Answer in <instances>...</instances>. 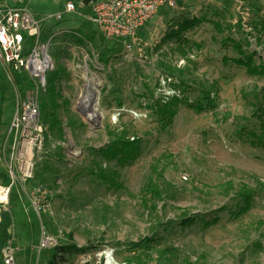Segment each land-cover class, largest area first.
Wrapping results in <instances>:
<instances>
[{
	"label": "rangeland",
	"instance_id": "rangeland-1",
	"mask_svg": "<svg viewBox=\"0 0 264 264\" xmlns=\"http://www.w3.org/2000/svg\"><path fill=\"white\" fill-rule=\"evenodd\" d=\"M174 1V9L160 10L141 30L134 49L103 37L86 20L84 0L31 4L44 18L64 14L63 28L77 15L83 19L78 27L68 22L71 33L57 34L50 46L55 68L47 78L58 76L40 96L45 148L34 179L14 186L5 204L13 218L5 254L14 264H52L53 250L70 244L84 252L61 253L55 264H98L100 254L111 252L119 264H264V73L250 75L224 62L240 57L230 39L264 67V0ZM69 3L77 13L65 14ZM193 18L205 22L168 38ZM50 23L44 42L58 30L54 19ZM86 69L99 78V128L78 108ZM23 77L20 87L14 72L3 73L0 146L16 113L17 92L35 89ZM52 86L60 93L57 127L49 117ZM173 97L182 102L165 127L154 108ZM200 103L203 112L189 107ZM118 131L138 140L141 151L132 164L99 155ZM100 168L115 172L124 189L103 184ZM8 179L0 159V186ZM149 184L161 198L147 193ZM245 190L252 200L239 214ZM195 217L191 226L182 225ZM44 232L56 247L40 249Z\"/></svg>",
	"mask_w": 264,
	"mask_h": 264
},
{
	"label": "built area",
	"instance_id": "built-area-1",
	"mask_svg": "<svg viewBox=\"0 0 264 264\" xmlns=\"http://www.w3.org/2000/svg\"><path fill=\"white\" fill-rule=\"evenodd\" d=\"M85 18L106 39L128 42L134 49L141 30L160 10L174 9V0H96L89 4ZM73 3L66 6L65 14L77 13ZM62 22L64 14L41 17L31 11L29 0H15L12 6H0V62L6 72L24 71L34 81V90L17 92V109L8 126V133L0 146L2 159L9 172V183L0 186V208L5 204L14 186L33 180L37 159L45 148L48 127L41 115L40 96L47 87V75L55 68L50 46L57 34L71 33L58 24L44 42L47 28ZM5 194L4 197L1 195ZM6 210V209H5ZM56 240L42 234L40 249L56 247ZM6 258V259H5ZM5 264H14L13 255L5 254ZM85 260L84 263H87ZM98 264H119L113 253L98 256Z\"/></svg>",
	"mask_w": 264,
	"mask_h": 264
},
{
	"label": "trees",
	"instance_id": "trees-1",
	"mask_svg": "<svg viewBox=\"0 0 264 264\" xmlns=\"http://www.w3.org/2000/svg\"><path fill=\"white\" fill-rule=\"evenodd\" d=\"M205 22L203 18H193L191 20H183L180 24H178L177 30H172L170 36L168 38L180 37L184 32L188 31L191 28L196 27L199 24ZM214 28L218 32H223V28L219 23H213ZM233 43V48L239 52L240 57L238 59H228L224 58V62L226 64L232 62L233 64L244 67L248 74L250 75H262L264 73V67H257L254 63V56L253 54H248L243 50L242 43H238L234 40H230ZM16 77L15 84L21 87V73L18 71H13ZM58 74H52L50 79L47 78V84L50 83L52 78L56 79ZM29 86V88H34V83L29 79H24ZM28 88V87H27ZM25 91V90H24ZM60 93L56 91L55 87H51L50 92V101L51 103V111L49 117L51 118L53 126L57 127L61 124L58 114L59 105L57 103V98L59 97ZM4 101V97L2 99ZM182 100L178 97H173L169 102L164 104H158L155 106V113L164 122L166 125L165 127L169 126L175 116L178 114V106ZM45 109H48V105L45 106ZM195 109L198 112H203L206 109V106L203 103L197 104L196 106H189ZM264 114V112H263ZM110 136L113 140L104 148L99 150V155L105 160L106 162H113L115 160L121 163H134L139 157L140 153V146L137 141H130L128 138V134L124 131H118L116 133H110ZM261 146L264 148V139L262 138ZM98 179L101 180L103 184L109 185L111 188L115 190H123L124 186L118 181V176L115 172L109 173L107 170L100 168L98 173ZM147 193L152 196V198H161L163 194L160 193L157 188H155L152 184H149L147 187ZM252 200V194H250L247 190L243 192V207L240 210L239 214L246 213L250 208V203ZM195 218H189L183 221L182 225L184 226H191L196 222ZM218 219H215L214 224H216ZM212 224V225H214ZM12 227H13V218L12 214L9 210H5L0 208V264H5V253L10 247V242L12 240ZM73 252H84L83 248H79L75 244H70L67 246H61L60 248H56L53 250L49 263L55 264V261L58 260V257L61 253H73Z\"/></svg>",
	"mask_w": 264,
	"mask_h": 264
},
{
	"label": "bare ground",
	"instance_id": "bare-ground-1",
	"mask_svg": "<svg viewBox=\"0 0 264 264\" xmlns=\"http://www.w3.org/2000/svg\"><path fill=\"white\" fill-rule=\"evenodd\" d=\"M83 78L86 81V87L80 96L78 108L82 109L84 112L87 122L91 125H95L99 116H101L97 100L99 92L97 83L99 82V78L97 76H92L88 69L84 71ZM1 196L4 197L5 194Z\"/></svg>",
	"mask_w": 264,
	"mask_h": 264
},
{
	"label": "crops",
	"instance_id": "crops-1",
	"mask_svg": "<svg viewBox=\"0 0 264 264\" xmlns=\"http://www.w3.org/2000/svg\"><path fill=\"white\" fill-rule=\"evenodd\" d=\"M38 0H29V6L31 7V4H34V3H36ZM84 2H85V0H84ZM14 3H15V0H0V6H12V5H14ZM84 8H90V6L89 5H84L83 6ZM35 6H34V11H35ZM37 11L36 12H38L39 10L38 9H36ZM41 12H43L44 13V11H39L38 13H40V14H43V13H41ZM77 16H79V18H82L83 19V16H82V14L81 15H77ZM79 18H75V19H72V20H68V22H72V23H74V24H76V27H78L80 24H81V22H79L80 20H79ZM67 22V23H68ZM67 23H66V26H64V28L62 27V25H61V27H62V29H70V28H72V27H68V25H67ZM6 71H5V69L3 68V65H2V63L0 62V104H1V102H2V99H3V97L5 98V95H6V93H7V90H6V87H5V85H4V81H3V73H5ZM5 75V74H4ZM1 109V108H0ZM1 113H2V110H0V129H1V127H4L5 125H4V122H3V116H1ZM12 120V119H11ZM11 122V121H10ZM10 124V123H9ZM8 126V125H7ZM0 133H1V131H0Z\"/></svg>",
	"mask_w": 264,
	"mask_h": 264
},
{
	"label": "water",
	"instance_id": "water-1",
	"mask_svg": "<svg viewBox=\"0 0 264 264\" xmlns=\"http://www.w3.org/2000/svg\"><path fill=\"white\" fill-rule=\"evenodd\" d=\"M95 1L96 0H85L84 5H89V4H91L92 2H95ZM100 120H101V116H99V118H98V120H97V122L95 124L96 128L100 127V125H99Z\"/></svg>",
	"mask_w": 264,
	"mask_h": 264
}]
</instances>
